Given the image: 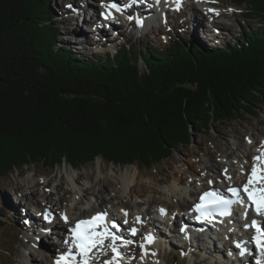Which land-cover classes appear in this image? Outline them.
Masks as SVG:
<instances>
[{"label": "trees", "instance_id": "obj_1", "mask_svg": "<svg viewBox=\"0 0 264 264\" xmlns=\"http://www.w3.org/2000/svg\"><path fill=\"white\" fill-rule=\"evenodd\" d=\"M51 1L0 0V185L16 170H79L98 158L152 170L190 142L192 125L214 130L264 105V0H227L262 21L233 45L177 36L92 59L58 47ZM12 203L0 195V233Z\"/></svg>", "mask_w": 264, "mask_h": 264}, {"label": "rangeland", "instance_id": "obj_2", "mask_svg": "<svg viewBox=\"0 0 264 264\" xmlns=\"http://www.w3.org/2000/svg\"><path fill=\"white\" fill-rule=\"evenodd\" d=\"M81 1L80 0L51 1L50 3L51 9L56 13L53 22L57 24L58 33H59V36H57L55 42L58 45V47H60L64 44V42H69L70 40L71 42H73L72 45L75 46L71 48L74 53H78L81 54V56H84L85 58L92 59V57L94 56L91 55L90 50L92 51L94 45L92 44V40H90L91 38H88L87 36L88 32L87 33L84 32L88 30L91 31V29L80 30V28L78 27V25H76L75 22L76 20L74 15L76 14H74L73 9L67 8L69 4H72L74 7L81 8L80 6ZM85 1L86 2L83 5H89V7L92 8H96L94 6L96 5L97 7H99L101 12L103 11V8L101 6V0H89L91 1V4H88L87 0ZM201 1L204 5V8L207 9L208 11L207 15L205 12L202 11V9H200L201 8L200 6L199 8L197 4H193V1L191 2L189 1L187 9H186L187 5H186L184 6L185 9L181 14L170 16L167 19V22L169 23L166 26H165V22L163 26L162 24H159L161 27L160 28L157 27L155 30H153L154 34L144 36L139 39L135 38L134 36L129 38V35L126 33V31L121 29V35H123V32L125 33V35H123L120 41H124V39H126L124 41V44H129L130 47L136 48L138 52H144V53L150 51L148 50V47L153 48V50L162 49L165 45H169V43H173L177 36L179 38H182L183 40L196 41L201 47L215 48V44H216L215 42H218L219 40L223 41L221 42V44L227 43L228 45H233L235 43L236 38H238L241 35L243 30H248V29L255 30L256 28L262 25V21L260 18L249 17V16L247 17L246 10L244 7L234 6L232 3H230L227 0H201ZM84 11L86 10H83L82 12L84 13ZM82 12L80 14H83ZM94 13L91 12L90 14L93 15ZM75 27L76 29L74 30ZM162 27L163 30H160ZM213 30L215 31V33L220 32L219 36L215 35L214 37L212 35V33H214ZM142 32L145 33V31L143 30L137 33L138 34L141 33V35H143ZM208 32H209L210 40H208V37L206 35ZM93 36H95V34ZM171 36L173 37L172 41H171L172 38ZM103 37L110 38L113 37V35H106V36L104 35ZM76 38L79 39L80 42L79 45L75 43ZM83 40L88 41L89 43H86ZM85 46L89 50L84 49ZM103 47L104 49H102ZM96 49L104 50L102 53L103 55H97L95 56L96 58H100V57L106 58L107 54H110V50L106 51L108 50V46L106 47L105 44H103L102 46L101 45L97 46ZM111 51L113 54H115L117 50L112 48ZM140 66L142 70H144L145 67L142 59L140 61ZM240 116L241 118L238 119L237 121L228 123L226 125L216 126L214 130H210V131L209 130L200 131V129L198 130L197 125H192L190 129L191 132L190 135L192 139L186 145L185 143L180 144L170 159L163 162V164H160L158 167L152 170H147V169L140 170L137 166H135L138 170H134V173L138 177V181L142 183L141 185L139 184L134 190H132V192L129 193L128 200H125V202L135 200L136 197H143V199L144 198L148 199L149 196L147 197L146 193L153 192L152 190L153 189L155 190V188H158L163 192H167L168 194L174 193L172 191V187L176 186L177 183H175L176 180H174L173 178L176 175L178 176L182 175L178 173L180 168L185 169V171H187V174L183 175L184 178L187 177L188 175H192L194 179L197 177L207 178V175H205L207 174L206 171H203L204 166L202 165V161L205 164L213 162L215 164L221 165L220 162L222 160L228 162L240 160L241 158L239 153L235 152V150L237 149L236 144H240L241 146H243V142L245 143L247 138L256 136L257 140H259L260 137L264 136L263 135L264 105H257L255 108H253L251 114L245 113V114H241ZM105 137L111 138V137H115V135L113 134H110L109 136L104 135L102 139H106ZM127 166H133V165H127ZM127 166H123V165L115 166L112 164L107 165L101 160V158L96 159L93 163H89L84 167L80 168L79 170H74L66 163L58 168H55L54 170L46 169L41 165H37V166L35 165L28 168H24L22 170H16L14 175L9 181H1L2 184L0 185V195L3 196L9 195L14 203L11 204L12 208H11V213L8 216L9 219H6L7 227L5 228V230H2V232L0 233V264H19L17 260L19 251H23L24 246H28L30 243H33L34 239H38L37 244H40L43 241L44 243L43 245L45 247L46 245L51 246L53 247V250L57 249L58 247L57 244H54L56 238H54L53 236L43 237L45 239L44 240L42 237L39 238L40 236L38 235V233L33 231V226L28 227L26 220L27 219L32 220L31 217H35L36 215L34 213V209L31 202L34 198V195L28 191L24 199L19 198L18 190L19 187L21 186L22 181L29 182L35 180L36 188H38L39 184L37 182L38 180H40V186H41L40 190L42 191L44 196L49 200L53 199V201H56L57 200L56 195L57 196L65 195L67 199H70L72 196L70 190L72 189L73 186L72 184H74L75 182L76 184L81 185V180L83 179L88 180L90 183L95 182L96 179L95 184L99 187L100 183L103 180H99V178L97 177H102V176H103L102 178L108 177L113 179L114 181L113 190H115L105 194L108 199L111 196H113L112 194L117 193L119 188L122 187V184L125 178L127 177L126 176L127 174L124 173L122 168ZM105 167H107V169H105ZM223 172L225 175V171L221 170L222 175ZM27 175L31 176V178L25 179V176ZM71 179H74L75 181L72 182ZM145 183L148 186H150V189L148 190L144 189L145 194L143 193L142 195L136 196L135 191H137V189L138 190L142 189V184ZM205 184L207 185L206 180H205ZM60 185L62 186L61 187L62 190L57 192L56 188H60ZM99 191L100 188H97L95 191H91L90 193L91 194L97 192L99 193ZM91 197L92 196H89V200L94 199L93 197L92 198ZM176 200L177 198L175 199L171 198L170 204L166 205V208L167 210H169L170 214L173 213L175 210ZM148 201L150 204L151 201L149 199ZM133 203H135V201ZM159 206L160 205L154 206L153 212L155 213L158 212L157 208ZM87 208L89 207L87 206ZM131 208L133 207L129 206V210L127 212L128 214L133 215L134 210H132ZM36 210L40 212V214L37 216L38 217L37 221L44 222V214H45L44 208L43 210L40 208H36ZM53 211L61 212V210H53ZM139 212H141V217H142V215H145L146 210L145 212L139 210ZM150 213L153 214L152 212ZM125 214L126 212L123 213L122 210L115 211V217L117 218L120 216H124ZM121 221L123 222L124 225L128 224V221L123 220V217H121ZM145 221H147L146 218ZM43 222L40 224L43 225ZM181 224L182 223H179V225ZM130 225L132 226V224ZM179 225H177L175 228V231L177 233L178 230L180 229ZM157 226L159 227L160 225ZM159 239L163 240L162 234L160 235ZM162 247L164 248V246ZM162 247H160V249H163ZM169 247L170 248H168L167 250H160L158 248L155 249V252L159 253V258H160V259L159 258L155 259V263L149 260H145L146 263H143L142 258H140L139 259V261L141 260L140 264H172L174 262V255H172V253H174L175 251L172 253H168V252L173 251L174 248H176L177 246L171 243ZM216 247L218 248L219 246L215 245V250ZM210 250L206 252L197 251V255H196L197 258L194 261L195 264H221L218 262L220 258L222 259V256L220 257L215 254H218V252L222 253V251L221 250L218 252L216 251L215 254H212L210 257L209 254L211 252ZM41 252H42L41 248H39L38 251L35 250V255L31 257L30 264L41 263V260L43 259V255H42L43 253L41 254ZM47 253H50V251H47ZM206 257H210V258L206 259ZM133 264H138V261L134 262ZM180 264H188V262L187 263L180 262Z\"/></svg>", "mask_w": 264, "mask_h": 264}, {"label": "bare ground", "instance_id": "obj_3", "mask_svg": "<svg viewBox=\"0 0 264 264\" xmlns=\"http://www.w3.org/2000/svg\"><path fill=\"white\" fill-rule=\"evenodd\" d=\"M189 1H193V3L198 5V7L200 6L201 8L200 7L199 8L202 9V11L205 12L207 15L208 11H207V9L204 8V5H203L201 0H188L183 5L184 9H185L184 6H186V5H187L186 9L188 8V2ZM203 2H205V1H203ZM94 6L96 8L90 7L89 9L86 10V12H87V14H89L92 11H95V14L99 16L100 15L99 7H97L96 5H94ZM79 9H80V11L85 10L82 7ZM74 14H76V13H74ZM76 15H74L77 18V20L75 21L76 25H78L80 30H85V29H83V27L81 28V24H82V22H87L88 19H83L82 18L83 14L77 13ZM146 20H147L146 27L148 29L152 28V30H155L159 24H162V26H163V24L165 22V20H163V19H158V17H156V15H154V14L148 15ZM97 21L99 22L98 19H97ZM88 29H90V28H88ZM114 29L121 35V28L120 27L115 26ZM134 30L139 33V31H142L143 28L134 25ZM160 30H163V27ZM91 31H92V29H91ZM84 32L87 33L86 31H84ZM100 32H101V30H100ZM93 35L94 34H92L91 32L87 33L88 38H91L90 40H93V41L99 43L100 45L105 44V46L107 47V46H109V44L114 43L111 40L112 37H110V38L109 37H105V38L103 37L101 40H99V38L97 37L98 35H95V36H93ZM104 35L106 36V35H111V34H109V32L105 30L102 33V36H104ZM84 42L89 43L88 41H84ZM69 43L72 45L73 42H71L69 40ZM75 43H77L79 45L80 44L79 39L76 38ZM102 49H104V47ZM263 133H264V131H263ZM236 148L237 149L235 150V152L239 153L240 158H241L238 161L228 162V161L222 160L220 162L221 165L215 164L213 162L205 164L202 161V165L204 166L203 171H206L207 174H205V175H207L208 179L202 178V177H200V178L197 177L194 179L192 177V175H188L187 177L184 178L183 175H186L187 171H185V169L180 168L178 173L182 174V175H180V176L176 175L173 178L174 180H176L175 183H177L176 186L172 187V191L174 193L168 194L167 192H163L162 190L155 188L156 191L153 189L152 190L153 192H148L149 194L146 193L147 197L149 196L148 199L151 201L150 204H149L148 199H145V198L143 199V197H136L135 200L125 202V200H128L129 193L132 192V190H134L139 184L141 185V183H142V182L138 181V177L134 173V170H138L135 166H127V167L122 168L124 173L127 174L126 175L127 177L125 176L126 178L122 184V187L119 188L117 193L112 194L113 196H111L108 199H107V196L105 194L109 193L110 191H115V190H113L114 181H113V179L108 178V177L102 178L103 176L97 177V178H99V180H103L100 183L99 187L95 184L96 179H95V182H92V183H90L86 179H83V180H81V185L76 184V182L74 184H72L73 186H72V189L70 190V193L72 194V196L70 199H67L65 197V195L64 196H61V195L57 196L55 194L57 197V200L56 201H53V199L49 200L48 198H46L44 196V194L40 190V187H41L40 186V180H38V182H37L39 184L38 188H36L35 180L29 181V182L22 181L21 186L19 187V190H18V196H19V198L24 199L25 196L27 195L28 191L34 195V198L32 197L33 200L31 202H32V206L34 209V213L36 215H35V217H31L32 220H30L28 225L29 226L36 225L38 235H39V233L41 235L46 234V233H48V230L50 229L51 231H53V233H51V234H56V235L61 236V237H66L69 233L68 232L69 227L73 226L76 222L97 216V214L104 216L105 221L109 222L110 224L111 223H117L119 225H123V222L121 221V217H123V220L128 221L127 225L132 224V227H129V230L132 231L133 229L137 228L134 221L137 218H140V216H141V212H139V210L144 211V212L146 210V212H145L146 214H151L150 212H152L155 217L162 219L163 217L161 214L162 213L161 210L167 209L166 205L170 204L171 198H174V199L177 198V200L175 201L174 214L175 213H181L182 209H188L191 206L192 202H194V200H195L194 198H196L199 193L204 192L207 189H210L211 185L213 183L218 184L219 182L225 183V182L229 181L227 183L228 187L238 186L239 184H244L246 181L245 172H246V170H248V168L251 167L252 162H253L252 158H254L255 156L264 157V136L260 137L259 140H257L256 136L247 138L245 143L243 142V146H241L240 144H236ZM105 169H107V167H105ZM221 170L225 171V175H224V172L222 175ZM26 178L30 179L31 176L27 175V176H25V179ZM34 179H36V178H34ZM186 179H188V180H186ZM114 180H115V178H114ZM205 180L207 181V185L205 184ZM71 181L73 182L75 180L71 179ZM61 187L62 186L60 185V188H56L57 192L62 190ZM97 188H100L99 193L98 192L92 193V194L90 193L91 191H95ZM144 189L148 190V189H150V186H148L146 183L142 184V189H140V190L137 189V191H135V193H136L135 195L138 196V195H142L143 193L145 194ZM89 196H92L94 199L89 200ZM134 201H135V203H133ZM156 205H160V206L157 208L158 212L155 213L153 211H154V206H156ZM34 206L36 208H40L42 210L44 208V213H45L44 218H45V215L48 214L50 217V222H51V220H53L51 226L47 225L45 223V221L44 222L42 221L43 225L40 224V223H42L41 221L40 222L37 221V218H38L37 212L38 211L36 210V208ZM87 206L89 208H87ZM129 206L133 207V208H131L132 210H134L133 215L128 214V212H127L129 210ZM53 210H61V212L53 211ZM117 210L118 211L122 210V212L123 213L126 212V214L124 216H120L117 218V217H115V211H117ZM38 213H40V212H38ZM171 214H173V213H171ZM135 217H136V219H135ZM128 218H130V219H128ZM177 220H178L177 216H175V217L170 216L167 219V221H163V222L156 221L160 225L159 227L157 226L158 225L157 223L154 226H151V225L145 226V228H144L145 233L147 235H152L154 240H155L154 246H158L159 248L162 246L165 247L166 244L169 245L172 242L175 235H179V237H181V230L180 229H181V227H183V224L179 225L180 222ZM165 222H167L166 225H164ZM144 224H145V222H144ZM177 225H179V228H180L179 229L180 231L178 230V233L175 231V228ZM59 227H61V228H59ZM174 232H176V233H174ZM161 234L163 236V240L159 239ZM219 241H221V240H219ZM37 243H38V239H34L33 243H30L28 246H24L23 251H19L18 257H17L19 264H30L31 257L35 255V250L38 251L39 248H41V251H42L41 254L43 253L42 254L43 259L41 260L40 264H57L52 259H50V255H52L53 251H54L53 247L47 246V245L45 247L43 245L44 244L43 241L40 244H37ZM55 243H59V240H55L54 244ZM205 244H206V242H204L202 244L203 248L200 251L206 252V251L211 249L210 250L211 252L209 253L210 257L212 254H215L216 251L217 252L220 251V247H218V248L216 247V250H215L214 245L216 243H214V245L213 244L210 245L209 247H206ZM199 245H201V244H199ZM225 245H227V244H225ZM227 246L231 247L230 244H228ZM192 248L193 247L190 246V248H188V249H192ZM47 251H50V253H47ZM153 251H155V250H153ZM196 253H197V250H196ZM188 254H190L189 256L191 257V260L193 259L194 256H196L195 254H193V252H191V250L188 251ZM209 254H208V256H209ZM58 255L59 256L62 255L61 252L58 253ZM157 255H158L157 258H159V253H157ZM215 255L220 256V257L222 256V259L220 258L218 263L230 264V261L228 259L224 258L223 253L218 252V254H215ZM210 257H206V259H208ZM141 258H142L143 262H145V260H149V261H152L154 263H155V259H157V258H153V257H148V258L141 257ZM216 259H215V261H216ZM102 262H104V261H102ZM140 262H141V260L139 261V259H138V264H140ZM111 264H119V263L117 261H113V262H111Z\"/></svg>", "mask_w": 264, "mask_h": 264}, {"label": "snow or ice", "instance_id": "obj_4", "mask_svg": "<svg viewBox=\"0 0 264 264\" xmlns=\"http://www.w3.org/2000/svg\"><path fill=\"white\" fill-rule=\"evenodd\" d=\"M111 7L115 8L117 11H120V6L117 3H113L111 5ZM131 19V17H130ZM138 23H140V21H138ZM257 159H259V157H257ZM256 169L253 168V174H255ZM247 190V189H246ZM233 192H236L235 189L232 190ZM214 193H205V196H214ZM203 200V197H202ZM219 203L227 205L229 203V201H225V200H220ZM198 210L200 209V206H197ZM215 210V206H208L205 211H214ZM163 211V210H161ZM259 211V208H258ZM97 220H103V216L100 217H94L92 219V221H80L77 225L76 228L72 229V231L74 233H77V240L80 242V246H82L85 249V252L87 250V248L92 247L94 245L95 242H97L98 240V233L95 232V229L97 227L96 221ZM83 227V231H81V226ZM135 231V230H133ZM95 237V239H94ZM151 239V238H149ZM71 254V253H69ZM243 254V253H242ZM57 264H60V262L58 261ZM86 264V262H85Z\"/></svg>", "mask_w": 264, "mask_h": 264}]
</instances>
